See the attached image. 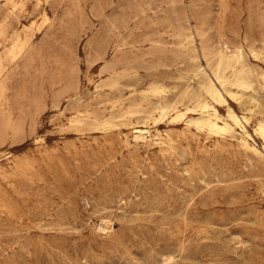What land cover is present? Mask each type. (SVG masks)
<instances>
[{"label":"rangeland","instance_id":"obj_1","mask_svg":"<svg viewBox=\"0 0 264 264\" xmlns=\"http://www.w3.org/2000/svg\"><path fill=\"white\" fill-rule=\"evenodd\" d=\"M0 29V264H264V155L243 130L126 111L157 82L246 114L263 149L264 0H0ZM238 47L254 89L217 102L214 64Z\"/></svg>","mask_w":264,"mask_h":264},{"label":"bare ground","instance_id":"obj_2","mask_svg":"<svg viewBox=\"0 0 264 264\" xmlns=\"http://www.w3.org/2000/svg\"><path fill=\"white\" fill-rule=\"evenodd\" d=\"M43 16V21L48 22L49 16L45 11ZM1 33L2 32L0 31V34ZM26 42L27 41L22 43L15 42L10 49L11 55L15 57L18 52H23ZM226 47L228 48V45H226ZM214 65L213 74L215 79H209L206 90L208 94L211 95V97H213L217 102H227L223 89L228 90V86H235L237 90L243 91L254 89L256 82L255 72L248 66L249 64H247L245 60L243 49L240 47L235 50L231 49L230 54L224 52L223 49H221V52ZM1 67L2 62L0 61V69ZM228 72H230V74H228ZM257 75L264 80V70L261 73H257ZM5 90L6 88L4 83L0 82V100L4 96ZM165 90V86L162 84L157 82L152 83L150 88L146 91V94L148 96L158 97L159 99L154 100L150 98L147 101L148 103L134 104L127 108L126 111L130 113L141 112L144 116L155 119V111H157L159 118L168 115L172 116V118H176V120L177 118H185L187 122L186 125L188 124L189 127L192 125L198 130L207 131L208 133L211 132L214 134H228L235 136L237 127H240L244 133H247V129L243 121L248 122L249 117L246 114L240 115L231 105L227 104L226 114L221 113L220 108H218L215 104H212L204 99L198 100L194 105L183 103L184 106L180 107L176 102L174 103L165 101L166 96L163 94ZM83 116H90V114H82V111L80 110L73 115L71 121L80 123L82 122ZM112 118L113 116H108L103 119L95 117L94 119L96 124H114ZM133 129V139L136 143L147 142L153 137L151 128L146 123L142 125L136 124L133 126ZM254 130L255 133L264 139V116L255 122ZM244 133L241 136L236 137L240 140V143L245 148L252 150L256 154L264 155V143L263 149H260L255 143L249 140L248 136L250 134L247 133V135H244ZM162 136H159L158 142L167 143L169 139L165 140V138ZM126 140H128V138H126ZM108 227L109 225L106 221L104 224L100 225V228L102 229H107Z\"/></svg>","mask_w":264,"mask_h":264}]
</instances>
